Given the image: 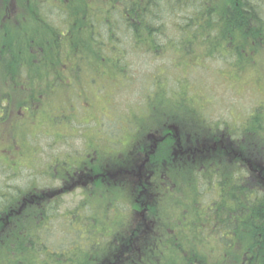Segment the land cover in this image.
<instances>
[{
    "label": "trees",
    "instance_id": "1",
    "mask_svg": "<svg viewBox=\"0 0 264 264\" xmlns=\"http://www.w3.org/2000/svg\"><path fill=\"white\" fill-rule=\"evenodd\" d=\"M199 70L232 97L217 95L204 75H194ZM260 84L264 0H0V128L12 138L8 150L20 152L18 168L9 164L0 173L11 177L26 169L35 182L60 174L64 160L57 149L77 146L80 137L50 139V124L100 119V125H87L95 130L82 134H90L88 142L101 152L111 142L99 141L98 131H106L111 118L144 117V111L146 117L158 113L182 123L201 119L212 134L233 128L260 167L246 163L241 182H221L208 214L212 201L204 214L196 207V220L187 211L166 220L180 234L157 241L147 259L126 254L122 264H264V93L255 88ZM135 85L139 93L132 91ZM126 93L135 96L122 101ZM144 127L149 132L158 126ZM20 180L24 197L33 187L24 175ZM45 215L27 211L20 234L0 240V264H95L97 243L79 244V237L67 239L65 263L61 253L45 250ZM114 240L122 250L135 239ZM77 242L85 250L75 248Z\"/></svg>",
    "mask_w": 264,
    "mask_h": 264
},
{
    "label": "flooded vegetation",
    "instance_id": "2",
    "mask_svg": "<svg viewBox=\"0 0 264 264\" xmlns=\"http://www.w3.org/2000/svg\"><path fill=\"white\" fill-rule=\"evenodd\" d=\"M92 121L101 123L100 119H77L74 122L80 125L76 132L62 131L64 140L80 138L77 146L66 143L63 150L57 149L64 160L60 174L49 173L35 182L26 169L21 175L14 170L11 177L0 173L1 241L20 234L17 228L27 211L41 209L46 212L41 222L46 226L50 244L45 250L61 253L62 263L67 262L69 237H79V244L97 243L96 251H90L95 253V264H122L126 254L129 259L136 253L147 259L157 241L181 232L170 231L166 220L179 219L185 211L189 220H196V207L204 214L212 201L208 214L222 181L225 186L232 184L235 177L241 182L246 163L260 167L258 159L246 154L240 128L238 135L233 134V128L212 134L211 126L197 119L188 121L184 132L181 119L173 117L159 119L155 123L158 127L148 132L144 126L133 128L130 119L114 117L102 137L111 144L101 152L88 142L90 134H82L84 129L95 130L87 127ZM63 126L72 127L69 123ZM53 137L54 134L49 135L50 139ZM97 137L100 141V134ZM12 145V138L7 137L2 126L0 170L9 164L18 168L20 152L8 150ZM72 149L75 150L70 158L67 155ZM22 175L29 181L26 186L33 187L24 197L20 190ZM94 201L101 203L102 216L96 212ZM125 237L135 240L131 248L120 250L114 239ZM79 244L75 248L85 250ZM98 250L100 255L95 258Z\"/></svg>",
    "mask_w": 264,
    "mask_h": 264
},
{
    "label": "rangeland",
    "instance_id": "3",
    "mask_svg": "<svg viewBox=\"0 0 264 264\" xmlns=\"http://www.w3.org/2000/svg\"><path fill=\"white\" fill-rule=\"evenodd\" d=\"M156 66H157V64H154L153 66H149L150 67V70H154V67H156ZM144 70H147V68L145 66V63H144ZM151 73H153V71ZM255 74H256V72H251L250 73V75H255ZM194 75H204V77H206L207 81L210 82L211 86L213 87L214 92L217 95H219V96L220 95H223L224 96L223 98H229V97L231 98L232 97V96H230V93H229L230 91H228L227 88H225V86L222 85V83L216 84L215 81H214V77L212 75H210L209 73L208 74H204V73H202V70H199L198 73H195ZM237 88L238 89L241 88V85L238 84L237 85ZM255 88L257 89V91L259 92V94L262 95V93H264V84H260L258 86L255 85ZM132 91H135V92H138L139 93L138 85H135L133 87ZM132 96H135V94L134 95H130L129 93H126L125 96L121 100L122 101H125V102L130 101V98ZM108 97H110V96L109 95H106L104 98H108ZM244 102H248V103L251 102L250 97H248V98L245 97ZM39 116L43 117V116H45V114L43 112H40L39 113ZM162 118H167V117H165V116H158V113H156V115L146 117V111H144V117H129V118H126V119L132 120L133 124H135V126L133 128H135V129H141L143 126L157 123V121L159 119H162ZM234 119H235V117H234ZM26 121L30 122V119H26ZM209 122H211V121H209ZM186 123H182L180 125L181 131H184V132L187 131L188 126H187ZM49 126L51 128V131L54 133V138L55 139L61 138L62 131L65 130V129H69L70 132H76L77 131V128H78L77 127V124H75L71 128H68V126H59V125H52V124H50ZM105 133H106V131L103 130V129H100L98 131V134H100L101 137H105ZM74 159H77V158H74ZM185 180L187 181L188 179L186 178ZM94 204H95V207L97 208L96 209V212L100 216H102L103 213H102V210L100 209L101 203L99 201H94ZM84 259H86L85 255H80V261H83Z\"/></svg>",
    "mask_w": 264,
    "mask_h": 264
}]
</instances>
